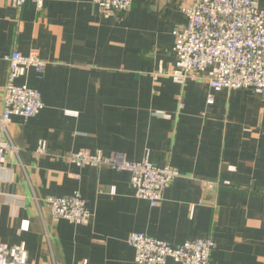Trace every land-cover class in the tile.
<instances>
[{
    "label": "crops",
    "instance_id": "1",
    "mask_svg": "<svg viewBox=\"0 0 264 264\" xmlns=\"http://www.w3.org/2000/svg\"><path fill=\"white\" fill-rule=\"evenodd\" d=\"M43 1L39 9L35 0L20 8L0 0V112L5 57L38 51L47 63L43 76L32 68L14 80L36 88L45 107L9 125L24 167L9 155L1 173L0 242L25 243L31 264H139L128 239L140 232L174 247L211 238L209 264H264V96L215 90L203 78L182 86L168 74L190 0H132L127 12L94 0ZM81 149L148 157L181 177L152 206L135 196L128 172L62 157ZM217 179L231 185L206 183ZM77 191L90 220L54 218L45 199Z\"/></svg>",
    "mask_w": 264,
    "mask_h": 264
},
{
    "label": "built area",
    "instance_id": "2",
    "mask_svg": "<svg viewBox=\"0 0 264 264\" xmlns=\"http://www.w3.org/2000/svg\"><path fill=\"white\" fill-rule=\"evenodd\" d=\"M17 8L27 0H11ZM42 9L43 0H35ZM106 12H127L132 0H94ZM187 23L173 31L176 63L168 73L184 86L190 80L203 78L213 89H244L264 96V9L256 0H190L183 7ZM10 66L9 82L4 88L3 109L0 112V181L9 155L15 156L22 166L20 150L9 130L13 116L35 118L45 107L41 93L27 83L14 80L35 69L43 76L47 63L38 51L24 55L19 51L5 57ZM207 103L213 104L209 95ZM180 106L184 102L180 99ZM74 113V112H70ZM47 146L40 141L36 154L46 155ZM79 168L107 167L128 172L135 196L150 202L161 203L167 188L181 173L171 166H157L148 157L132 161L122 152L105 155L81 149L62 155ZM23 168V166H22ZM80 178V175H77ZM231 185L230 180L219 182ZM46 204L56 219L73 224H85L91 214L80 192L68 196H49ZM49 242L48 235L45 237ZM129 244L135 249L139 264H165L169 258L181 264H209L216 243L209 238L188 240L180 246L152 238L144 233H131ZM0 264H31L25 243L8 245L0 242ZM80 264H88L84 260Z\"/></svg>",
    "mask_w": 264,
    "mask_h": 264
},
{
    "label": "rangeland",
    "instance_id": "3",
    "mask_svg": "<svg viewBox=\"0 0 264 264\" xmlns=\"http://www.w3.org/2000/svg\"><path fill=\"white\" fill-rule=\"evenodd\" d=\"M36 152V151H35ZM104 154V153H103ZM41 156V155H40ZM43 156V155H42ZM68 161V160H67ZM22 166H23V164H22ZM24 167V166H23ZM223 181H225V180H222V179H217L216 181H207L206 183L207 184H211V185H214V184H221V183H219V182H223ZM75 193V192H74ZM72 195V194H71ZM49 197V196H48ZM209 239H211V238H209ZM211 240H213V239H211ZM214 241V240H213ZM47 245H49V242H47ZM51 245H49V247H50Z\"/></svg>",
    "mask_w": 264,
    "mask_h": 264
}]
</instances>
